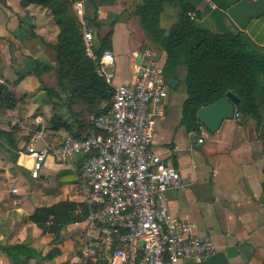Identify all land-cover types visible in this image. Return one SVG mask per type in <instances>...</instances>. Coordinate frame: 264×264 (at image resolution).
Here are the masks:
<instances>
[{"label":"crops","instance_id":"0c3cea01","mask_svg":"<svg viewBox=\"0 0 264 264\" xmlns=\"http://www.w3.org/2000/svg\"><path fill=\"white\" fill-rule=\"evenodd\" d=\"M77 1L67 0L75 13ZM139 1L90 0L85 6L84 21L94 27L97 46L113 32L111 52L116 58L117 84L133 78L136 54L155 49L164 55L149 41L135 16ZM186 1L201 15L196 21L199 27L215 34H240L245 43L264 55V0ZM169 14L175 18L177 10L169 6L161 24ZM59 34L50 9L23 7L21 0H0V94L13 98L9 108L0 103V110L10 115L0 119V129L9 131L5 128L18 124L26 136L14 137L19 152L0 138V245L24 243L39 254L18 264H71L87 236L81 220L66 226L60 233L61 242L53 246L55 234L29 220L36 209L66 201L78 205L74 214L79 215L86 193L80 181L82 156L62 158L53 152L39 178H32L34 159L28 149L34 132L44 128L45 142L59 148L67 135L88 136V114L107 105L96 100L92 106L72 97L68 90H60L56 70L35 72L37 61L58 67L54 45ZM183 74L178 84L184 80ZM48 88H54L59 98L50 97ZM176 97L170 91L153 145L156 152L170 158L182 178V187L168 192L167 205L174 216L191 224L195 234L211 235L219 250L202 263L187 259L180 264H264V122L256 129L252 119L243 124L235 118L225 121L217 133L206 132L200 144L201 135H193L181 125L187 95L181 105ZM16 188L21 198L13 196ZM52 221L50 217L48 224ZM0 264L16 263L0 249Z\"/></svg>","mask_w":264,"mask_h":264},{"label":"built area","instance_id":"2783aa9c","mask_svg":"<svg viewBox=\"0 0 264 264\" xmlns=\"http://www.w3.org/2000/svg\"><path fill=\"white\" fill-rule=\"evenodd\" d=\"M89 1L75 3L83 20L85 52L95 62L98 77L114 89V97L108 109L89 115L88 136L67 135L54 148L45 142L44 128L34 132L28 149L34 159L31 176L39 178L53 152L62 158H83L80 181L86 188L87 236L71 264L104 260L107 264H180L187 259L202 263L219 250L211 235L195 234L190 223L170 212L167 194L182 187L181 174L170 158L153 148L171 91L169 79L158 54L145 49L133 78L117 84L113 52L105 51L98 58L96 31L84 21ZM234 118L242 119L237 108ZM206 132L203 126L192 134H200L202 144ZM38 142H43L40 147L34 145Z\"/></svg>","mask_w":264,"mask_h":264},{"label":"trees","instance_id":"16d2710c","mask_svg":"<svg viewBox=\"0 0 264 264\" xmlns=\"http://www.w3.org/2000/svg\"><path fill=\"white\" fill-rule=\"evenodd\" d=\"M21 5L50 9L60 28L58 42L54 45L58 67L37 61L35 72L43 74L56 70L60 90H68L72 97L78 96L92 106L96 100L106 102L104 109H108L114 89L98 77L95 62L87 57L82 22L67 0H21ZM167 6H173L178 17L170 32L161 24ZM135 16L149 41L164 52L158 56L166 77L179 82L180 74L185 73L183 82L187 98L183 103L181 125L188 132H200L203 125L197 119L198 110L221 100L229 91L240 99L237 111L242 116L241 124L252 119L256 129L261 126L264 122L263 54L245 43L240 34H215L199 27L196 21L201 15L186 0H140L135 4ZM112 35L110 32L100 40L96 52L98 58L105 51H111ZM32 37L38 36L32 33ZM47 90L50 97L59 98L54 88ZM0 103L9 108L13 105V98L7 93L0 94ZM99 111V108L90 111L87 124L89 115ZM0 138L19 152L11 131L0 129ZM18 157L19 154L13 160ZM77 207V204L66 201L49 208H38L29 220L45 232L54 233L52 244L56 246L61 242L60 233L66 226L85 220L88 213L86 204L80 205L79 215L74 214ZM50 217H53L51 225L48 224ZM0 249L16 264L39 255L24 243L0 245Z\"/></svg>","mask_w":264,"mask_h":264},{"label":"water","instance_id":"95a60500","mask_svg":"<svg viewBox=\"0 0 264 264\" xmlns=\"http://www.w3.org/2000/svg\"><path fill=\"white\" fill-rule=\"evenodd\" d=\"M142 53L139 54L136 65L141 63ZM178 82L172 78L169 80L171 90H175ZM240 105L239 97L229 91L221 100L198 110L197 119L211 134L219 131L225 121L233 120L235 117L236 108ZM102 264H107V261H102Z\"/></svg>","mask_w":264,"mask_h":264},{"label":"rangeland","instance_id":"374dc122","mask_svg":"<svg viewBox=\"0 0 264 264\" xmlns=\"http://www.w3.org/2000/svg\"><path fill=\"white\" fill-rule=\"evenodd\" d=\"M167 8H169V6H167L166 7V9ZM169 17H167L166 16V19L164 20H162V27L163 28H165L166 29V31L167 32H170V30L173 28V26L178 22V17H177V15H176V17L174 18V16H172V14H169L168 15ZM86 22V21H85ZM87 23V22H86ZM89 24V23H88ZM82 25H83V23H82ZM83 31H84V25H83ZM154 52H158V51H156L155 49H152ZM158 54H159V56L161 57V54L158 52ZM183 76H184V74L183 73H181L180 74V79L181 78H183ZM171 92L175 95V94H177V97H176V101H177V103L178 104H182L183 103V101H184V99H185V97H186V90H185V85H184V82H183V80L181 81V84H180V87L177 89V90H171ZM2 110V111H1ZM1 110H0V119H4V118H6V117H8V116H10L9 115V112H6L4 109H2L1 108ZM5 129H9V131H11L12 132V134H13V137H21V138H24V137H26L25 135H23V129H22V127H20L18 124H16V125H14L13 127H8V128H5ZM2 140H3V142L5 143V144H7V142H6V140L5 139H3L2 138ZM0 147H2V145L0 146ZM4 149V148H3ZM6 149V148H5ZM30 163V162H29ZM2 164H4V163H2ZM27 164V163H26ZM26 167V166H25ZM30 167H31V163H30ZM31 169V168H30ZM18 187V186H17ZM17 190H18V192L16 193V194H14L13 193V196H15L16 198H21V196H22V193H21V191L19 190V188H16ZM73 254V253H72ZM71 256V258H70V260L72 259V256L73 255H70ZM69 260V261H70Z\"/></svg>","mask_w":264,"mask_h":264}]
</instances>
